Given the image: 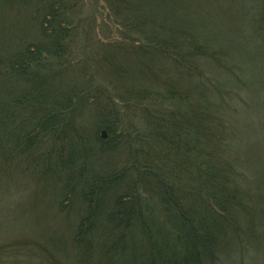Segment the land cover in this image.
Instances as JSON below:
<instances>
[{"label":"trees","instance_id":"trees-1","mask_svg":"<svg viewBox=\"0 0 264 264\" xmlns=\"http://www.w3.org/2000/svg\"><path fill=\"white\" fill-rule=\"evenodd\" d=\"M183 1L0 0V209L15 181L13 168L29 167L23 162L29 160L27 155L44 164V173L61 170L67 185L82 174L79 188L88 198L84 216L71 227L70 240L61 242L55 232L47 231L34 242L35 248L21 237L0 240V264H69L70 259L72 264H225L219 251L223 242L231 244L224 236L233 232L240 239L239 252L257 247L264 225L260 228L253 218L254 208L260 215L264 212L238 185L247 181L248 172L239 167L241 160H222L218 151L238 153L230 137L218 134L225 128L235 132L238 120L222 119L214 95L215 88L231 91L234 100L225 102L237 109L233 83L235 76L242 80L240 65L217 41L207 44L194 33L195 27L207 30L192 23ZM257 11L264 18V0ZM105 21L114 24L121 39L98 48L95 28L108 27ZM77 34L85 44H95L97 70L85 71L83 82L68 80L64 89H57L55 68L70 62ZM133 50L146 64L139 56L138 66L125 60ZM46 60L50 64L45 66ZM146 66L156 70L161 88L153 90L130 79L147 73ZM45 67L43 75L50 81L41 73ZM93 74L111 79L94 85L89 80ZM241 98L247 109L257 108L249 96ZM172 100L178 103L173 110H163ZM148 103H158L161 112ZM182 105L188 114L180 110ZM74 106L88 107L96 125L108 134L109 126L112 131L127 130L123 141H111L127 145L129 157L122 167L115 162L97 170L115 146L110 147L99 131L97 142L86 136L84 144L75 138L73 126L84 130L73 118ZM130 110L138 111L143 130L133 124L121 128L120 117ZM60 123L69 147L65 156L62 147L61 154L44 147L55 138ZM4 226L0 221V231Z\"/></svg>","mask_w":264,"mask_h":264},{"label":"rangeland","instance_id":"rangeland-1","mask_svg":"<svg viewBox=\"0 0 264 264\" xmlns=\"http://www.w3.org/2000/svg\"><path fill=\"white\" fill-rule=\"evenodd\" d=\"M260 1L261 0H185L183 1V6H185L186 14L189 13L192 23L196 26L202 24L205 30H207V32H205L195 27L194 33L199 36L201 35L207 44L214 45L217 41L216 45L226 51L227 57L230 55L231 58L239 63L238 66L240 65L239 75L242 76V80L240 77L235 76L237 82L233 83V86L238 91V93H233L239 103L237 109L227 106L225 102V98L234 100L230 93L231 91L215 88L218 93L214 95V99H216L221 106V112L223 113L222 119H228L230 122L234 120V123L238 120V123H236L238 129L235 132H232L231 129L228 128H225L224 132L221 130L218 131L219 135L222 134L223 137H230V139L233 140V143L236 144L233 150L238 153L235 155L233 151H229L227 148H218V151L222 160H224V158L233 157L241 160L242 165H238L239 167H244L245 172H248V177L247 181H245V178L239 181V191L240 193L249 195L251 199L254 198L257 206L264 212V18L261 17L257 11ZM90 9L91 8L87 5L86 12H89ZM105 23L108 27L95 28L96 38L100 41V44H97L98 48L103 43L113 41V39H121V36L116 33L117 29L114 24L107 21H105ZM14 32L15 29L13 30V33ZM77 37L79 41L73 46L70 51V57L67 59L70 62L68 64L61 63L59 67L55 68L57 73L54 74H56L57 78L54 80V83H56L57 89H64V82L68 80L76 79L77 81L83 82L86 79L84 75L85 71L91 73L94 72L93 70H97V65H95V63H99L100 57H98V50L95 44L93 42L90 45L89 42L85 44V39L82 34H77ZM221 55L225 57V54ZM138 56L143 62L146 61L140 55H137L134 50L129 53L125 60H127L129 64L138 66ZM222 60L224 59L222 58ZM219 62L221 61L219 60ZM48 64H50V62L46 60L44 65L46 66ZM147 66V73L135 75L136 78L130 79L138 80V85L153 87V90H155L156 87L161 88L159 84H161L162 79L156 74V70L153 67ZM41 67L44 66L41 65ZM45 72L46 67L41 71L42 75ZM45 75L47 76V74ZM46 76L43 75L46 80L50 81ZM129 77L133 76L130 75ZM243 77L245 79H243ZM110 79L111 77L107 78L104 75L96 77L93 74L89 80L93 84L101 85L105 82L107 84ZM233 80L232 78L231 82H233ZM46 93H48V91L45 90V96ZM89 96H91L90 93ZM242 96H249V102H257V108H253V110L247 109V105L241 101ZM56 104L58 103L56 102ZM62 104L64 105V103ZM177 104L178 103L174 100L168 101L162 108L163 110H173ZM150 105L161 112V107L158 103L147 104V106ZM59 107H61V104H59ZM42 108L43 107H40L34 110V112H39ZM71 109L73 118L74 120L76 119L75 122L82 125L84 130V132L79 131L76 129L77 127L73 126L72 128L76 129L72 131L75 138L79 137L84 144L86 136L92 141L91 143H93V141L97 142L96 136L99 131L102 132L103 137H105V142L109 144L110 147L115 146L113 152H109V154H106L104 157V161H106L105 158L108 159L106 161L107 163L101 162L102 165H94L97 170L103 168L105 164L112 165L115 162L116 165L122 167L124 163H126L127 157H129L127 145L125 143L123 144V142L121 143L120 140H118L120 142L118 144H114V142L111 141H115V138H121L123 141L122 137L127 130L116 129L112 131L113 129L109 126L110 130L108 134L105 128L96 125L97 119L92 117L95 115L88 107L74 106L71 107ZM180 110L188 114L184 105L181 106ZM58 114L61 115V111H59ZM166 115L169 114L167 113ZM120 118L121 128H130L133 124L143 130L144 124L142 118L139 117L138 111L135 110L131 112L130 110L126 113L125 118ZM189 118L190 116H188V119ZM227 127H229V125H227ZM63 135L64 133L61 135L60 123L57 130L53 133L55 138L48 139V143L44 145V147L53 149L54 152L59 149L58 152H56L57 154H61L62 147V155L65 156L69 151V147H67V143L62 139ZM27 156L31 163L28 158H24L23 162L29 167H18V165L13 168L15 181L8 187L3 205L0 209V221L7 226H4L5 228L0 231V240L9 242L15 241L17 238L21 237L29 242L31 248H35L36 243L34 242L37 241V238L40 239L44 231L50 233L55 232L57 238L60 239L61 242L70 240L71 227L81 221L80 218L84 216L85 209L88 207V202L84 200L87 197L82 194L79 188L82 174H76L70 179L67 185L65 184V176L61 170L56 169V173H44V164L39 162L34 156ZM88 159L90 163H94V158L92 156H89L87 160ZM102 159L100 158L99 160ZM77 172H80V170L78 171L77 169ZM143 188L142 186V189ZM93 198L94 197L89 200L92 206L95 205ZM59 202H61V206ZM110 205H114L113 200ZM254 211L253 218H258L256 223L260 224L259 227L261 228L263 227L262 225H264V215H260V212L255 208ZM129 217L130 215L127 220L130 219ZM250 217H252L251 214ZM131 222L134 223L135 221L133 220ZM134 232L135 231L130 230V233L136 236L137 233ZM226 237L230 238V240H227L230 241V245L225 244ZM260 239L257 247L249 246V248L242 253L239 252L240 245L238 242L240 239L238 233L236 234V232H233L228 236L225 235V243L223 242L222 249L219 251L223 262L225 264H264V235H262ZM225 246L226 249H224ZM24 251L29 252L27 249H24ZM69 264H72L71 259Z\"/></svg>","mask_w":264,"mask_h":264}]
</instances>
